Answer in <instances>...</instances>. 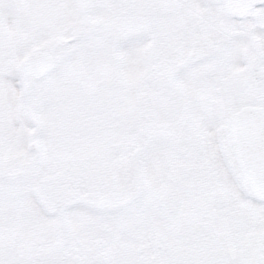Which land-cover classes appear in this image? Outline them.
<instances>
[{"label": "snow or ice", "instance_id": "snow-or-ice-1", "mask_svg": "<svg viewBox=\"0 0 264 264\" xmlns=\"http://www.w3.org/2000/svg\"><path fill=\"white\" fill-rule=\"evenodd\" d=\"M0 264H264V0H0Z\"/></svg>", "mask_w": 264, "mask_h": 264}]
</instances>
